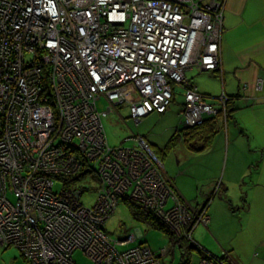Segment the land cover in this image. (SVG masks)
Wrapping results in <instances>:
<instances>
[{
	"label": "built area",
	"instance_id": "obj_1",
	"mask_svg": "<svg viewBox=\"0 0 264 264\" xmlns=\"http://www.w3.org/2000/svg\"><path fill=\"white\" fill-rule=\"evenodd\" d=\"M224 12L219 0H0V246L33 264H80L78 252L85 264H162L147 246L118 248L135 235L105 234L122 199L142 203L188 240L198 222L208 225L205 212L196 222L179 202L143 137L133 147L109 145L98 103H127L136 121L164 114L174 80L187 87L188 127L217 113L186 73L218 68ZM128 84L139 96L133 103ZM84 154L101 188L94 208L81 190H56L53 180L79 173ZM118 159L128 161L127 176H106Z\"/></svg>",
	"mask_w": 264,
	"mask_h": 264
},
{
	"label": "crops",
	"instance_id": "obj_2",
	"mask_svg": "<svg viewBox=\"0 0 264 264\" xmlns=\"http://www.w3.org/2000/svg\"><path fill=\"white\" fill-rule=\"evenodd\" d=\"M222 1L226 11L221 67L208 72L192 66L186 74L200 72L197 80L188 79L210 104L216 105L223 95H239L240 101L216 137L221 152L193 153L200 162L195 172L205 173L201 195L212 196L207 210L209 232L204 229L199 235L201 244L193 240L203 250L228 257L231 264H264V0ZM164 171L183 203L190 206L165 166ZM13 249L0 246V264H20Z\"/></svg>",
	"mask_w": 264,
	"mask_h": 264
},
{
	"label": "rangeland",
	"instance_id": "obj_3",
	"mask_svg": "<svg viewBox=\"0 0 264 264\" xmlns=\"http://www.w3.org/2000/svg\"><path fill=\"white\" fill-rule=\"evenodd\" d=\"M199 74H200L199 71L194 70L188 73V77L190 79L193 78V81H195L199 78ZM201 78H205V77H201ZM172 82H173L172 89L174 90L175 95L172 99L169 109L166 111L167 113L164 114L163 116H160L159 114H151L147 117L142 118L140 121H136L131 115L132 110L130 111V107L127 103L119 104L115 107H111V110H108V107L110 105L105 96L101 97L98 105L100 111L104 113V115L102 116V123L105 128L109 145L112 148L120 147V146L133 147L135 145L136 138H139L140 136L146 137L147 139L146 144L149 146L152 153L154 152L153 153L154 156L155 157L157 156L156 158H158L163 164V166H165L168 176L173 177L175 183L177 184V187H179V189H181L184 192L185 201L186 203L190 204V206L187 205V207L191 210L192 219L196 221L200 217V215H202L204 212L207 215L209 204L206 205V202L209 199L211 200V198H209V195L208 196H204L203 194L201 195V190L203 189L201 185L202 183L201 179L205 177L204 175L205 173L204 172L202 173V171L201 172L199 171L200 173L195 172V168L198 167V165L200 164V162L197 159L199 155L197 157H194L193 153L188 152L184 147L185 145L183 141L176 140L172 145L170 144L172 138L175 136L178 129H184L186 127L188 128V126L186 125V123L183 121L182 118V112L185 111L186 113L187 111V100H186L187 97L185 98V93L187 91L186 84L178 83L175 82L174 80ZM123 91L129 103H133L139 98L138 94L133 92L132 84H128L124 86ZM203 97L205 101H207L205 96ZM228 99L229 96H225L224 100L226 101ZM219 100L217 101L216 105L213 104L216 109L220 108L221 105H223V103L219 102ZM225 103H227V101ZM223 108H226V106H223ZM216 112L218 113V110H216ZM213 115H216V113H213ZM204 122L205 120L203 119V123H201L200 125L191 126L190 128L201 126L205 124ZM131 135L132 137H130ZM216 137L213 138L211 146L208 149L212 150V152L214 153L216 152L217 154H219L221 152L222 146L220 147L217 146V144H215L217 140ZM151 144L154 146H152ZM168 146L169 149L167 150ZM90 147H92V145ZM94 147L95 148L92 149L93 155H91V161H94L99 157V149L101 146H94ZM89 155L90 154H84V157L82 158L85 159L83 160V163L79 170L84 169V167L86 166V162H88L89 160L88 159ZM214 155L215 154H213V156ZM152 159L155 160V158ZM104 160L105 162L108 163V161L111 160V158ZM181 161L183 163H181ZM155 162L159 164L158 161L155 160ZM117 163H118V167H108L113 170L112 173L106 174V176H110V178L115 177V174H118L122 178L127 176L124 173V168L129 165L128 161H126L125 159L122 160L118 159ZM181 170L184 171V175L179 174ZM163 174L165 177V178L163 177V179L168 184L169 179L165 174L164 168H163ZM206 175L207 177L210 176L209 174ZM55 182H56L55 189L59 190L62 187V183L59 182L58 180H56ZM97 183H98V178L97 181H94L92 176H87L86 178L78 182V186L86 187L89 189V191H87L82 196V201L87 207H93V206L95 207L97 204L96 202L98 198V190L100 191L101 189L100 186H97ZM219 184L220 183H218L217 186ZM217 191H219V189ZM174 192L179 202L183 203L181 198L178 196L177 192L175 190ZM204 192L206 193L205 188H204ZM234 196L236 198L238 197L237 195ZM198 199L200 202H198ZM123 200L124 199L120 201L119 205L117 206V209L111 215L110 219L108 220V222L104 227L105 234L113 240L124 239L128 237L130 234L136 236L137 240L131 243L130 245L119 246L118 248L121 251H126L134 246H138L139 244H142L141 246L149 247L156 256H160V259L161 260L163 259L164 264H182L183 261H186V258L184 259L181 254V249L178 248L177 245L173 246L167 235H165L163 232L159 230L150 228L146 223L136 220L132 216L128 205ZM165 223L167 222L165 221ZM200 223L201 225H199ZM197 226L198 228L195 231V233H193V237L195 240L198 239L196 241L199 242L200 239L199 235L202 233L204 229L207 230L208 225L203 222H198L196 227ZM140 232L142 233V236ZM130 237L126 238V240L124 239L123 241L129 240ZM13 248L15 247L13 246ZM201 249L203 250V248ZM7 251H11V249L4 250V252ZM13 252H15L16 257L18 258L20 264H33V262L28 261L23 256L18 257V254L21 255L20 250L15 248L13 249ZM74 257L80 264H85L87 262L86 258L82 255V253H75ZM191 257L193 258L191 264H197L198 257H200V254L198 251L197 252L193 251L191 252ZM199 264L202 263L200 262Z\"/></svg>",
	"mask_w": 264,
	"mask_h": 264
},
{
	"label": "trees",
	"instance_id": "obj_4",
	"mask_svg": "<svg viewBox=\"0 0 264 264\" xmlns=\"http://www.w3.org/2000/svg\"><path fill=\"white\" fill-rule=\"evenodd\" d=\"M238 101H240L239 95L229 96V99L225 104L226 108H223V106H221L217 109L219 114L216 113V115L205 116V124L201 126L178 129L170 144L172 145L176 140L183 141L185 149L190 153H199L208 150V148L211 146L213 138L223 131V128L226 126L225 124H227L228 121H231L234 110L237 108V106H239ZM168 149L169 146L167 147V150ZM92 174H94L95 176ZM87 176H92L93 180L97 181V176L94 173V169L89 161L86 162V166L84 167V169L80 170V172L75 176L63 177L60 178L61 180L53 178V180L55 183V187V181L58 180L62 183V187L81 190L84 195L87 191H89V189L86 187L78 186V182L86 178ZM211 197L212 196L210 195V198ZM123 201L128 205L132 216L136 220L146 223L152 229L163 232L168 236L170 242L174 246L177 245L178 248L181 249L183 258H186V261H183L182 264H191V261H193L191 252L193 250H195L196 252L198 251L200 254V257H198V263H200L203 258L213 259V257L228 261V257L217 256L207 250H202V247L198 243H196L193 238L191 240H188L184 236L177 235L170 226L166 225L159 216H157L151 209L147 208L142 203L130 199H124ZM209 203L210 199L206 202V205ZM22 256L25 257L24 255Z\"/></svg>",
	"mask_w": 264,
	"mask_h": 264
},
{
	"label": "bare ground",
	"instance_id": "obj_5",
	"mask_svg": "<svg viewBox=\"0 0 264 264\" xmlns=\"http://www.w3.org/2000/svg\"><path fill=\"white\" fill-rule=\"evenodd\" d=\"M219 1H222V0H219ZM224 6H225V11H226V5H225V2H224ZM224 22H225V12H224ZM223 33H224V27H223ZM221 62H222V60H220V64H219L218 68H216L215 70H210V71H208V72H213V71H217V70H219L220 67H221ZM166 225H168V224L166 223ZM168 226H170V225H168ZM203 259H205V258H203ZM203 259H202V260H203Z\"/></svg>",
	"mask_w": 264,
	"mask_h": 264
}]
</instances>
